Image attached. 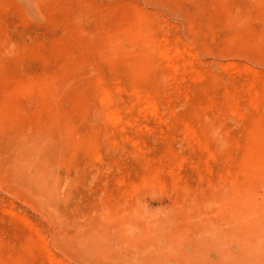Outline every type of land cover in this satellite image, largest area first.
Returning <instances> with one entry per match:
<instances>
[{"label":"rangeland","instance_id":"obj_1","mask_svg":"<svg viewBox=\"0 0 264 264\" xmlns=\"http://www.w3.org/2000/svg\"><path fill=\"white\" fill-rule=\"evenodd\" d=\"M0 264H264V0H0Z\"/></svg>","mask_w":264,"mask_h":264}]
</instances>
